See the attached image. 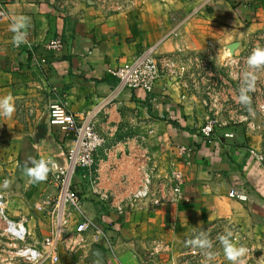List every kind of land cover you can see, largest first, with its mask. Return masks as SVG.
<instances>
[{
  "label": "crops",
  "instance_id": "0c3cea01",
  "mask_svg": "<svg viewBox=\"0 0 264 264\" xmlns=\"http://www.w3.org/2000/svg\"><path fill=\"white\" fill-rule=\"evenodd\" d=\"M2 1L8 19L0 23V98L11 94L15 104L11 118L0 116V157L11 175L3 197L8 218L27 228L26 245L41 246L54 228L49 214L32 216L30 207L57 201L58 183L51 174L32 181L24 165L29 157L66 163L70 139L49 124L50 105L59 101L76 116L94 111L105 141L93 175L79 169L73 179L81 215L102 236L82 233L79 247L68 239L72 252L62 264H83L95 246L104 250L106 264H179L187 239L218 223L235 228L249 249L247 264H259L264 163L251 150L264 155V71L255 72L245 107L236 99L241 82L226 63L264 34V0H123L120 9L95 0ZM19 16L31 23L27 42L17 47L9 28ZM57 39L59 52L48 47ZM150 50L161 64L154 92L123 88L109 71ZM41 109L47 117L40 118ZM210 119L217 123L206 138L201 129ZM172 165L184 174L178 203L154 207L133 200L145 169L155 184L166 183ZM232 190L248 201L229 198ZM72 214L63 213L67 237L71 216L81 218ZM219 251L210 264H231Z\"/></svg>",
  "mask_w": 264,
  "mask_h": 264
},
{
  "label": "built area",
  "instance_id": "2783aa9c",
  "mask_svg": "<svg viewBox=\"0 0 264 264\" xmlns=\"http://www.w3.org/2000/svg\"><path fill=\"white\" fill-rule=\"evenodd\" d=\"M96 3L116 9L122 7L123 0H95ZM8 14L6 12L3 1L0 0V23L7 21ZM264 38V37H262ZM255 40L256 46L260 39ZM254 39V38H253ZM252 39V40H253ZM48 47L56 52L63 48L61 39L53 40ZM249 57V56H248ZM45 62V61H43ZM163 62V61H162ZM240 62L246 63L247 59L230 58L226 65H239ZM167 67H173L170 61H166ZM111 75L119 82L123 88L132 91H144L153 93L155 87L161 77V64L153 56L152 51L143 53L129 63H125L115 69L109 71ZM233 75L234 72L231 71ZM264 112V104L260 107ZM95 112H87L82 116H76L71 113L67 107L56 101L49 108V124L51 127L60 129L66 137L70 139V144L66 153V163L59 165L58 168L49 172L56 180L59 187L58 206H68L78 213L80 222L77 227V233L82 234L87 231H94L102 236L97 225L87 220L81 215L82 203L79 195L73 190V179L79 169L86 170L91 176L96 166V154L103 147L105 141L97 131L95 123ZM216 121L210 119L201 129V133L206 138H211L216 126ZM232 137V135H226ZM184 149H182L183 153ZM251 154L260 163H264V155L255 150H251ZM184 186V174L172 165L170 177L166 183H154V175L146 169L142 172L141 188L133 195L134 201H149L154 207L178 203L182 197V187ZM243 197V198H242ZM229 198L236 199L241 202L248 201V197L239 192L232 190ZM119 214H123V208H118ZM0 213L4 217L7 225L6 233L12 240L19 242L21 246L16 249V256L27 262L28 264H58L60 261L59 249L64 234V226L66 224L63 216L56 218V225L51 235L45 239L41 246H29L24 244L28 237L27 228L22 224L11 221L5 215V199L0 194ZM107 240V239H106ZM108 248L112 250V244L108 241Z\"/></svg>",
  "mask_w": 264,
  "mask_h": 264
},
{
  "label": "rangeland",
  "instance_id": "374dc122",
  "mask_svg": "<svg viewBox=\"0 0 264 264\" xmlns=\"http://www.w3.org/2000/svg\"><path fill=\"white\" fill-rule=\"evenodd\" d=\"M262 37H264V34L255 35L254 39L251 42H249V44L247 46H245V48L242 50L241 53H239V54H237L235 56L230 54L231 57L235 58V59H244V58L247 59L248 56H250V54L252 53L254 48H256V47H264V38H262ZM257 38H262V39H260L258 45L256 46L255 40ZM226 67H227V70L229 71L230 77L233 80H236L238 85L240 84V82L244 78V73L245 72H250V70H251V69H249L247 67V62L246 63L240 62L239 65H234V66H229V67L226 65ZM231 71L234 72L233 75L231 74ZM258 87L261 88L260 85ZM31 107H34V106H31ZM22 108H21L20 111L25 112ZM35 109H33V108L29 109L28 112L30 114H32V115H36L37 111ZM259 109H260V107H259ZM259 111L262 114H264V112L261 111V109ZM46 112H47L46 110H42L41 109L40 110V118L47 117ZM39 133H40L39 129H37V132L34 135V138L37 139ZM5 180L10 181L11 180V175H10L9 170H6L5 159H2L0 157V194L1 195H5V197H6V193H9V187H7V188L3 187V184H4ZM8 209H9V206H6L5 215L7 217H8V214H9V210ZM35 211L36 212H40L41 215H44V216H45V214H49L48 216H50V218L54 221L53 225H56V220H57L56 218H58V217L61 218L63 216V213H65V211H66L67 214H70V215L72 213H73L72 215L76 214V211H74L73 209L69 208L68 206L59 207L58 206V200L54 201V202H51V203H49L47 205L40 204V206L39 205H35V207L34 206L30 207V214L32 216H38L39 217L38 214H35ZM66 219L67 220L69 219L68 215L66 216ZM79 222L80 221L78 220L77 217L73 218V216H71V222H69L70 224L67 223V224L70 225V227L72 229V232H70L72 234H71V236L67 237V235H66L67 233H64L63 236H62V241L60 243V248L61 249H59V251L63 249L64 250V255H61L59 253L60 261H59L58 264H62L64 261L67 263L68 259L66 257L70 254V252H72V249L68 250L67 246H66V244L68 243V239H71V240L73 239L74 243L77 242L78 247H79V242L81 243V242L85 241V237L86 236L85 235H80V234L77 233V227H78ZM16 223L22 225V223H20L19 221L16 222ZM62 227L65 230H67L66 229L67 228L66 224L64 226L62 225ZM6 230H7L6 222H5L4 217L2 216V214L0 213V264H27V262L19 259L16 256V253H15L16 249L19 246H21V244L19 242H16V241L12 240L10 237H8V235L6 233ZM201 230L206 231L208 233L209 237L213 240V242H214L213 243V251H215L217 253L216 256H218L219 253H220L219 248H222L221 245H220V242L218 240H216V237H217L218 234H223L226 230H232L234 235L238 236L235 228L228 227L225 224H219V223L215 224L213 226H210V227H205V228H203ZM200 231H197L192 237L188 238L187 240L193 238ZM87 234H90V233H87ZM29 242H30V239H28V237H27V239L24 242V244H27ZM238 243L242 245L240 237H239ZM78 247H76V250H77ZM186 247H187L188 251H187V253H184L183 255L180 256L181 257L180 258L181 259L180 263L181 264H203L202 262H203L204 258L201 255V251L199 249H194V248H192L190 246H187V245H186ZM62 256H63V261H62ZM76 262L78 264V262H80V261L77 260ZM76 262L72 263V264H76ZM89 263L92 264L93 262H91L90 260H88V261L85 260V262H83V264H89ZM44 264H50V263L46 262Z\"/></svg>",
  "mask_w": 264,
  "mask_h": 264
},
{
  "label": "clouds",
  "instance_id": "9594fccd",
  "mask_svg": "<svg viewBox=\"0 0 264 264\" xmlns=\"http://www.w3.org/2000/svg\"><path fill=\"white\" fill-rule=\"evenodd\" d=\"M30 23L31 20L29 17L19 16L10 25L9 30L14 33L12 42L15 46L18 47L21 43L27 42L26 30ZM22 29L24 31H21ZM247 67L254 71L244 73V78L241 81L238 96L236 98L237 102L245 107L251 104L249 93L255 88V72L264 71V47H256L253 49L252 53L247 58ZM14 112L15 104L13 96L8 94L0 98V116L11 118ZM58 167L59 165L50 159H40L37 161L32 157H29L27 163L24 165L26 175L34 182L46 181L49 172ZM9 185L10 181L5 180L3 187L7 188ZM216 240L220 242L224 256L231 264H247L246 257L249 253V249L238 243L239 237L235 236L232 230H226L223 234H218ZM185 243L187 246L201 251V255L204 258L203 264H210L217 255V253L213 251L214 242L206 231L201 230ZM259 264H264V257L259 259Z\"/></svg>",
  "mask_w": 264,
  "mask_h": 264
},
{
  "label": "water",
  "instance_id": "95a60500",
  "mask_svg": "<svg viewBox=\"0 0 264 264\" xmlns=\"http://www.w3.org/2000/svg\"><path fill=\"white\" fill-rule=\"evenodd\" d=\"M237 47H238V44H234V45H231L229 47V49L233 53ZM43 130H44L43 128L39 129L40 134ZM89 260L93 263H96V264H106V260L104 257V250L100 247L95 246L92 249L91 256H90Z\"/></svg>",
  "mask_w": 264,
  "mask_h": 264
}]
</instances>
